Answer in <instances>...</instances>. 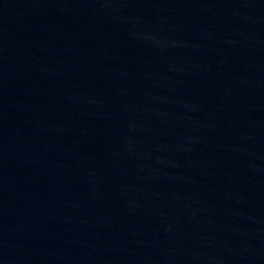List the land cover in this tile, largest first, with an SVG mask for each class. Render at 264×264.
Masks as SVG:
<instances>
[{
	"label": "water",
	"instance_id": "1",
	"mask_svg": "<svg viewBox=\"0 0 264 264\" xmlns=\"http://www.w3.org/2000/svg\"><path fill=\"white\" fill-rule=\"evenodd\" d=\"M0 264H264V0H0Z\"/></svg>",
	"mask_w": 264,
	"mask_h": 264
}]
</instances>
